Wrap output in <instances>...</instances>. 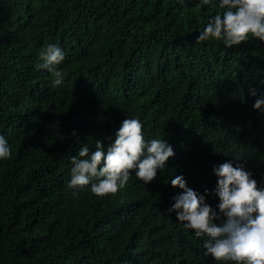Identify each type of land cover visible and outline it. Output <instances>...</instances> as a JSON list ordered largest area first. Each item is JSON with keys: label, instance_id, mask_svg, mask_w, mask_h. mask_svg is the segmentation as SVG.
I'll return each mask as SVG.
<instances>
[{"label": "trees", "instance_id": "obj_1", "mask_svg": "<svg viewBox=\"0 0 264 264\" xmlns=\"http://www.w3.org/2000/svg\"><path fill=\"white\" fill-rule=\"evenodd\" d=\"M199 4L0 0V136L12 149L0 160V264H218L208 237L169 213L183 192L170 181L182 175L218 214L220 164H243L264 188V42H197L224 11ZM49 44L65 53L59 86L39 67ZM127 118L173 147L165 169L149 184L133 172L114 195L69 187L80 148L114 143Z\"/></svg>", "mask_w": 264, "mask_h": 264}, {"label": "clouds", "instance_id": "obj_2", "mask_svg": "<svg viewBox=\"0 0 264 264\" xmlns=\"http://www.w3.org/2000/svg\"><path fill=\"white\" fill-rule=\"evenodd\" d=\"M211 0H200L209 5ZM222 14L208 20L197 36V42L223 41L228 48L249 41L250 37L264 42V0H220ZM40 68L53 76V86L63 83V72L58 70L65 60L64 51L49 44L40 53ZM251 94L256 95L255 89ZM254 108L264 109V98L257 99ZM143 124L139 119L123 120L114 143L105 147L96 141V150L90 154L87 145L80 148L78 157L72 158L69 187H83L91 183L96 196L116 194L124 188L133 172L145 184L156 179L170 158L175 156L173 147L166 139L146 141ZM73 136L76 132L73 131ZM78 141V140H77ZM12 149L0 136V160L10 159ZM218 177L215 194L219 197V214L224 219L219 226V214L206 203L205 196L187 186L182 175L172 178V187L183 189L174 197L175 203L168 210L175 211L178 221L195 232L197 237L206 236L203 243L206 256L218 264H264V188H260L243 164L233 166L224 162L213 169ZM95 180V183L92 181Z\"/></svg>", "mask_w": 264, "mask_h": 264}]
</instances>
